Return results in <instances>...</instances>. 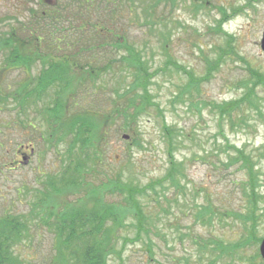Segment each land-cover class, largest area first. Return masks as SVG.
<instances>
[{
  "label": "rangeland",
  "instance_id": "374dc122",
  "mask_svg": "<svg viewBox=\"0 0 264 264\" xmlns=\"http://www.w3.org/2000/svg\"><path fill=\"white\" fill-rule=\"evenodd\" d=\"M99 1L95 0L92 17H97ZM174 1L135 0L132 4L129 0H109L104 7L100 6L108 26L115 25L126 43L140 52L144 71L151 74L148 94L142 97L149 103L142 104L141 113L129 129L123 128L126 121L120 114H113L111 108L113 89L121 92L123 86L131 83L135 71L119 61L112 63L109 71L102 70L107 59L126 55L122 49H97L100 54L95 56L96 60L89 51L86 59L93 61L101 75L96 80L85 79L70 100L80 109H91L88 127L94 131L93 142L104 170L101 168L96 176L87 171L83 174L84 185L57 193L54 210L58 213L65 204L75 201L81 205L80 200H87L90 189L101 190L103 193L97 196L103 194L105 203L125 213L121 235L131 240L124 245L120 240L121 264H264L259 254L264 239V201L259 204L261 216L254 228L251 222L244 223L240 215L248 210L243 194L246 173L239 169V164H227L235 154L232 147L250 153L258 171L257 191L264 196V86L255 88L252 105H244L231 118H220L216 108L217 104L243 96L252 81L249 69L264 76V51L260 47L264 0ZM60 2L0 0V37L14 27L15 37L25 40L19 37L27 34L16 27L30 23L33 10L49 11ZM84 8L81 7L86 12ZM223 12L227 16L224 21ZM5 54L6 50H0V62ZM38 67L28 75L19 69L12 70L4 76L6 87H1L7 90L26 76L33 77ZM185 72L199 80L198 84L189 85ZM75 74L80 77L82 71L72 69L70 75ZM0 77L1 82L3 75ZM51 98V94L45 97L46 101ZM97 98L99 107L88 106L96 105ZM123 104L118 103L120 107ZM0 108V217L7 213L28 214V205L35 197L33 188L46 187L51 172L62 170L69 162L74 164L73 158L67 159L70 138L59 136L58 143L54 138L48 146L44 145L33 131L13 128L14 114L8 112L4 102H0ZM166 129L173 131L170 157L182 165L177 188L168 182ZM77 152L78 147L74 148L75 157ZM84 160L88 168L90 162ZM112 176L113 180L107 178ZM118 176L131 188L142 190L132 202L124 193L109 191ZM52 204L47 203V207L52 208ZM128 204L138 206L150 217L152 241L145 236L134 238L135 228L127 227L135 222L133 208ZM38 210L39 207L30 220L27 237L14 247L13 256L26 264H45L53 258V230L40 222ZM147 244L152 247V254ZM118 261L110 257L108 264Z\"/></svg>",
  "mask_w": 264,
  "mask_h": 264
},
{
  "label": "trees",
  "instance_id": "16d2710c",
  "mask_svg": "<svg viewBox=\"0 0 264 264\" xmlns=\"http://www.w3.org/2000/svg\"><path fill=\"white\" fill-rule=\"evenodd\" d=\"M60 1L49 11L38 13L33 10L30 23L16 27L22 34H27L24 37H19L20 39L25 38V40L21 41L15 37L14 27H11L8 33H4L6 35L0 37V50H6L5 56L0 62V75H3L0 82V102L5 103L10 114H14L11 122L13 128L20 127L28 129V132L33 131L47 146L54 138L57 143L61 141L59 136L70 138L66 148L67 159L75 160L74 164L69 162L65 168L62 166V170L60 169L56 173L51 172L52 174L46 178L48 181L46 187L33 188L35 197L28 205L30 213H7L0 217V264H26L18 257L13 256L14 247L21 242L23 237H27V233L30 231V220L37 207H39L38 212L41 220L39 221L53 230L54 236L53 258L50 257L45 264H108L110 257H115L119 260L117 264H121L120 240L122 245L131 240L121 235L125 228V213L119 212L115 205L105 203L101 197L103 194L97 196L99 193H103L101 190L90 189L91 192L86 195L87 200H80L81 205H77L79 201L67 203L65 208L58 213L57 210H54L57 204L53 199L57 193L74 191L84 185L83 174L87 171H91L96 176L99 175L102 168L97 146L94 145L92 138L94 131L91 132L90 123L87 122L91 119V116H88L91 109L85 106L84 109H80L81 106L74 100H70L75 92L80 90L85 79L92 81L101 75L98 69L93 67V61H87L89 51L96 60L95 56L100 54L97 49H122L126 55H122L119 59L113 57L107 59L105 66L101 67L102 70L109 71L112 63L119 61L135 71L133 80L123 86L121 92L113 89L114 98L111 101V108L114 110L113 114L115 112L116 115L120 114L126 121L123 128L129 129L136 119L135 116L141 113L142 104L149 103V101H143L142 97L148 94L147 87L151 74L144 71V62L141 60L140 52L136 51L131 44L126 43L125 36L122 33H117L115 25L114 27L108 26V20L102 18L101 7L108 4L109 0L99 1L98 6L100 4L101 7L99 6L96 12L97 17H92L94 15L93 8H96L95 0ZM115 1L118 3L120 0ZM129 1L132 4L135 2V0ZM81 7H85L84 11H87L83 12ZM94 18L99 19L95 22ZM226 18L227 16L223 12V21ZM68 25L71 26L69 29H67ZM81 61H85V63L80 64ZM37 65H39L38 72L33 77L26 76L18 82V85L9 86L7 90L1 87L2 84L6 87L4 76L12 70L19 69L28 75V72L36 68ZM174 67L180 68L177 65ZM72 69L81 70L82 76L78 77L77 74L71 76ZM210 70L211 68H209ZM185 73H188L189 85L198 84L199 80H195L191 73ZM249 74L252 81L243 96L216 105L220 118H231L232 113L240 111L244 105H252L251 100L255 88L258 85L264 86V76L253 69H249ZM48 94L52 96L51 101L45 99ZM97 100L96 105L90 103L88 106L99 107L100 100L98 98ZM121 101L124 104L120 107L118 103ZM0 111L3 110L0 108ZM105 119L108 120L107 116ZM42 126L44 129H40ZM166 130L169 138L168 155L170 157L174 148L173 131ZM76 147H78V152L75 157L73 153ZM89 149L90 151H88ZM232 149L235 154L228 158L227 164H239V169L243 170L247 177L246 183H243V194L245 193V198L248 201V210L247 214L240 215V218L244 220V223L251 222L252 228H254L261 216L258 213L260 211L259 204L264 201V196L257 191L259 179L258 171L255 170L256 163L250 153H246L243 149H234L233 147ZM85 158L90 162L88 168L85 165L86 162L84 163ZM181 166V163L177 164L174 158L170 157V170H167V175L170 177L168 182L174 188L179 187L176 179L182 175ZM107 178L113 180V176ZM114 180L117 181L112 183V189L110 188L109 191L124 193L131 202L134 196L142 192L140 189H133L123 183L119 176ZM246 187H248L247 193ZM52 202V208L47 207V203L51 204ZM84 202L91 204L88 206L83 204ZM128 206L133 208L132 214L135 222L130 223L127 227L135 228L136 236L134 238L145 236L148 241H152L151 227L153 226H151L150 217L146 216L138 206L137 208L134 204H128ZM249 235H252L251 231ZM232 247H230L231 250ZM147 248L152 254V247L148 245ZM224 252L225 250L221 251V253Z\"/></svg>",
  "mask_w": 264,
  "mask_h": 264
},
{
  "label": "water",
  "instance_id": "95a60500",
  "mask_svg": "<svg viewBox=\"0 0 264 264\" xmlns=\"http://www.w3.org/2000/svg\"><path fill=\"white\" fill-rule=\"evenodd\" d=\"M260 47L264 51V32L262 34V40H261ZM259 254H260L262 260L264 261V239H262V241L260 242V245H259Z\"/></svg>",
  "mask_w": 264,
  "mask_h": 264
}]
</instances>
